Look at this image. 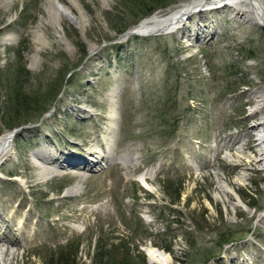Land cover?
<instances>
[{
  "label": "rangeland",
  "instance_id": "1",
  "mask_svg": "<svg viewBox=\"0 0 264 264\" xmlns=\"http://www.w3.org/2000/svg\"><path fill=\"white\" fill-rule=\"evenodd\" d=\"M171 1L137 22L128 0H0V137L27 125L0 166V264H264V162L227 145L264 122V28L213 5L123 37ZM36 154L101 163L44 175Z\"/></svg>",
  "mask_w": 264,
  "mask_h": 264
},
{
  "label": "bare ground",
  "instance_id": "2",
  "mask_svg": "<svg viewBox=\"0 0 264 264\" xmlns=\"http://www.w3.org/2000/svg\"><path fill=\"white\" fill-rule=\"evenodd\" d=\"M11 0H2L1 5L5 6ZM69 4L76 5V0H68ZM230 6L236 9L239 14L246 15L252 19L255 24L260 26L264 25V0H188L183 2L175 7L168 9L165 12L157 13L151 15L150 17L144 19L137 27H135L132 31L136 32L139 36H152V35H160V34H167L168 32H173L178 29L179 25L181 24L182 20L188 15L190 11H195L201 8L210 7V6ZM245 15V16H246ZM250 21V20H249ZM80 24L84 22V18L81 15L79 18ZM39 41H45L40 36L38 37ZM251 101L254 102L255 99H259V102H263V97L259 94L253 93L251 95ZM115 106H113L111 119L112 121L116 118V110ZM259 110L256 112L251 113L249 116L245 117L244 122L247 124V131L246 136L247 146L243 147L240 145L239 148L234 147L232 144H227L230 147H233L234 155L241 156V158H245L241 155V153L245 152V149H249L251 151V155L249 157V162L253 167L257 164H261L264 162V151L262 147L264 146V122H255L248 126V122L254 120L257 114H259ZM262 112V111H261ZM258 131H261L262 134L259 135ZM259 135V136H258ZM14 141V134L13 133H5L0 137V166L3 160L10 155ZM240 140H238L239 143ZM235 144V142H233ZM241 148V149H240ZM109 150V148H107ZM219 149L217 152L219 158L222 159L223 151ZM249 151V152H250ZM38 158L41 160L40 162V173L44 175H49L55 172L60 171V169H88L94 166H97L101 162L97 160L93 164L89 162L83 161H70L67 159H60V158H53L46 156L45 154H36ZM112 158V157H111ZM103 160L105 157L102 158ZM125 159V158H124ZM109 160V159H107ZM248 161V160H247ZM124 162V161H123ZM127 162V161H125ZM240 165V164H239ZM246 165V164H245ZM81 180L76 185L70 187L67 191L73 193L77 191L81 184ZM1 241H7L5 236H0ZM1 246V245H0ZM152 259L160 260L161 256L156 253V251H148ZM3 254H6V250H3ZM13 253V252H11ZM4 257V256H3ZM2 257V259H3ZM162 260V259H161ZM153 261V260H152Z\"/></svg>",
  "mask_w": 264,
  "mask_h": 264
},
{
  "label": "trees",
  "instance_id": "3",
  "mask_svg": "<svg viewBox=\"0 0 264 264\" xmlns=\"http://www.w3.org/2000/svg\"><path fill=\"white\" fill-rule=\"evenodd\" d=\"M128 5L127 9L130 11L131 15L135 17L136 21L138 22L139 20L149 16L156 8H166L170 4H172L171 0H128ZM129 26H125L122 30V33H125ZM125 31V32H124ZM121 34V33H120ZM232 236V234H230ZM231 239V238H230ZM225 243V242H224ZM64 248L63 250H65ZM76 255V254H75ZM74 255L73 259L70 260L64 255V251H61L57 264H74L76 263V256ZM97 264V260L95 261ZM105 264V263H101ZM120 264H134L133 261H130L129 258H125V261L120 262ZM144 264H147L145 261Z\"/></svg>",
  "mask_w": 264,
  "mask_h": 264
},
{
  "label": "water",
  "instance_id": "4",
  "mask_svg": "<svg viewBox=\"0 0 264 264\" xmlns=\"http://www.w3.org/2000/svg\"><path fill=\"white\" fill-rule=\"evenodd\" d=\"M218 7H220V6H217V7H215V8H212V10H213V9H216V8H218ZM201 10H202V9H201ZM262 27L264 28V25H262ZM169 33H172V32H168L167 34H169ZM129 36H139V35H138L136 32H133V31H129V32H127L125 35H123V37H129ZM25 127H27V125H26V126H21V127H19V128H16V129H13L12 132H13L14 136H15L20 130L24 129Z\"/></svg>",
  "mask_w": 264,
  "mask_h": 264
}]
</instances>
